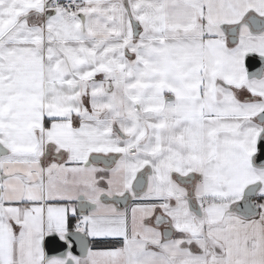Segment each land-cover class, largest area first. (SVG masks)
<instances>
[{"label":"snow or ice","instance_id":"obj_1","mask_svg":"<svg viewBox=\"0 0 264 264\" xmlns=\"http://www.w3.org/2000/svg\"><path fill=\"white\" fill-rule=\"evenodd\" d=\"M0 264H264V0H0Z\"/></svg>","mask_w":264,"mask_h":264}]
</instances>
